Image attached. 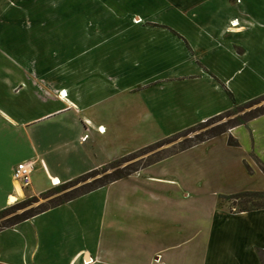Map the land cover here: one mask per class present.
<instances>
[{
    "label": "crops",
    "instance_id": "0c3cea01",
    "mask_svg": "<svg viewBox=\"0 0 264 264\" xmlns=\"http://www.w3.org/2000/svg\"><path fill=\"white\" fill-rule=\"evenodd\" d=\"M239 1L0 0V212L16 196L19 163L36 164L31 186L19 184L24 196L41 195L125 154L110 151L125 125L114 122L110 83L97 78L104 58L124 93L148 91L141 107L161 119L164 139L231 110L227 89L237 104L264 96L253 89V77L264 81V0ZM86 24L101 26L95 42L127 34L130 43L76 63L99 44L83 41ZM219 140L212 169L196 177H139L150 165L0 231V264H264V210L219 206L221 196L264 191V115L175 157Z\"/></svg>",
    "mask_w": 264,
    "mask_h": 264
},
{
    "label": "rangeland",
    "instance_id": "374dc122",
    "mask_svg": "<svg viewBox=\"0 0 264 264\" xmlns=\"http://www.w3.org/2000/svg\"><path fill=\"white\" fill-rule=\"evenodd\" d=\"M53 3H55L56 5L59 3V1H65V0H51ZM68 1V0H67ZM238 2H240L238 0ZM56 11V10H55ZM65 11V9H64ZM54 10L51 9V13H47L48 15H52ZM56 14V12H55ZM59 14V13H57ZM56 14V15H57ZM140 20H137V22H139ZM93 26V33H89V28H92ZM144 26L145 25H141ZM147 26L153 27V25H149L147 24ZM85 29H84V35H83V41L87 42L86 39L92 38L93 41L95 42V39L98 37L97 36V31H99V29L101 28V26L99 25H91V24H86V26L84 25ZM160 27V26H159ZM154 31H156L155 29H157L156 27L153 28ZM178 32V31H177ZM135 34V33H134ZM89 35H93L92 37H90ZM105 41H96V43H99L94 49L95 51L90 55V57L87 56L86 52L83 54V57H81V59H79V61H76V63H85L87 59H90L91 62L93 63V60L96 59L97 57L102 58L103 53L107 52L109 49L112 48H116L118 44H122L121 47L122 48H127L129 45V36L127 34H123L120 35L117 38H113V39H104ZM102 43V44H100ZM120 46V45H119ZM84 50L85 46L83 47ZM87 48V47H86ZM89 52V51H88ZM136 56V55H135ZM128 56L125 55L124 56V64L127 65L128 64ZM117 62V61H116ZM101 63L104 64V77H98L101 80L104 81H108L110 83V90H109V103H110V108L112 109V111L116 112L119 116V119L117 118L114 122H120L122 124L125 125V130H124V134H125V139L124 142L120 141V146L115 145L116 140H110V151L113 152L114 151V147L116 149H120V151L125 152V154L123 156H121V158H118L119 160L131 155L133 153L134 154L130 159H127L125 162H123L120 167L116 168V169H111L108 168L107 166L99 169L97 171L96 174H94L92 177L81 181V182H77V183H73L70 186H67L65 188H62L63 186L61 185H56L58 187L53 188L41 195H33L29 192V190L27 189L25 191V196L18 200L16 203H8V205H6V207L4 208V210H6V214H3L2 216H0V228H2L3 225H5L6 223H8L9 221H12L16 218H18L19 216L25 214V213H36L38 211H40L41 209L44 208H48V207H53L56 204L63 202L65 200H67L68 198L74 197V196H78L84 192H87L88 190H90L91 188L95 187L98 185V181L100 179H104L107 177H111L112 173L114 171H116L118 169V171H123L124 172V168L127 172H132L133 174L137 173V170H140L142 168H146L148 167L147 165L153 163L154 161H157L159 159H162L164 157L169 156L168 158H171L170 161H166V162H159L156 164H153L152 168L150 169L149 173H140L139 177L146 178L147 176H154V177H162V178H179L180 175L183 176H191V177H196L197 173L200 169L205 168L206 171H210L212 169V155L213 153H215V148L222 146V140H219L217 142H214L212 144H210L208 147H205L206 149H201V150H194L192 152L183 154V155H172L173 153L179 152L184 146H187L189 144H191V142L193 140H196V138L200 135H204V137L208 135H210L211 131L215 130L217 128H219L222 125H227L230 126L232 122H234L235 119L240 118V119H246L249 118L255 114L258 113V111H263L264 110V100L260 101L258 104H255L251 107H248L247 105L250 102L244 103V104H237V106H234L231 110L234 111L231 112V110L226 111L218 116H221L222 119H215L214 121H212V123H209L207 126L205 127H199L200 129H197L199 125L203 124V123H207V121L205 122H201L199 124H196L194 126H191L189 128H187L186 130H184L185 132L182 134V137L180 138H176V136H171L170 139H172L171 142H168L167 144H165L164 146L160 147V148H155L151 151L145 152V153H140L139 151L144 149L145 146L147 144H149L151 142V140H159L157 142H160L162 140H164L163 136H162V132H163V124L161 119L157 118H149L147 119L146 114H144L141 104L143 103V101L145 99L148 98V95L146 93H148V91H144L141 89V87H137L135 92L132 93H124V91H122V89H119V85L116 83V79H114L111 76H114L113 73H111L112 71H110V67L112 65V62L108 60V58H104L103 61L101 60ZM131 63H134L136 65H140L139 69H142V71H146L150 64H146V60L144 58H142V56H136V58H134ZM112 66H117V65H112ZM109 71V75L110 77H106L105 73ZM145 74V73H143ZM102 75V74H100ZM95 77V76H94ZM255 80L254 82H256L255 84H258L257 88H253L256 89V91L258 90H263L264 89V81L262 79H257L260 78L259 76L256 75V77H253ZM93 82L95 81V79L93 78L92 80ZM140 82V81H139ZM144 81L140 82L143 83ZM240 83V80L237 81ZM140 83H135L137 86ZM165 83V81H164ZM134 85V84H132ZM135 86V85H134ZM136 87V86H135ZM238 88V87H237ZM165 99V97H164ZM164 99H160L162 101H164ZM178 100V98H177ZM111 111V123L113 124V112ZM231 112V113H230ZM136 113H141V118L135 116L133 118H129V119H121V116L124 114L126 115V117L128 118V116H134ZM228 113H230L229 115H227ZM115 115V114H114ZM212 119V118H211ZM210 120V119H209ZM180 120H174V122L169 126L171 129L177 128L179 125H181ZM211 122V121H209ZM167 124V123H166ZM230 131V130H229ZM229 131L227 133H229ZM181 131H177L175 132V134L180 133ZM183 132V131H182ZM226 133V134H227ZM116 135V133H115ZM176 138V139H175ZM230 138V137H229ZM156 143V142H155ZM147 147V146H146ZM138 152V153H137ZM205 152V154H203ZM210 153V158L209 160H205L204 156L206 155V153ZM171 155V156H170ZM174 156V157H173ZM167 158V159H168ZM113 163V162H111ZM246 168L247 166H249L247 163H245ZM244 167V166H243ZM107 168V169H106ZM36 169V167H35ZM248 170V168H247ZM137 171V172H135ZM224 171H229V170H224ZM249 171V170H248ZM132 174V175H133ZM239 174V173H238ZM252 174V173H251ZM237 180L233 182H237V184H241L243 176L242 175H237ZM76 181V180H75ZM155 181V180H154ZM153 181V182H154ZM159 189V186H158ZM12 197V196H11ZM8 202V200H7ZM24 203L26 204V206L23 207H18L15 210H11L12 207ZM224 206L226 208H228L229 210L232 211L233 205L232 202L229 200H225L224 201ZM2 210V211H4ZM1 211V212H2ZM233 211H235L233 209Z\"/></svg>",
    "mask_w": 264,
    "mask_h": 264
},
{
    "label": "trees",
    "instance_id": "16d2710c",
    "mask_svg": "<svg viewBox=\"0 0 264 264\" xmlns=\"http://www.w3.org/2000/svg\"><path fill=\"white\" fill-rule=\"evenodd\" d=\"M227 92H228L231 100L233 101L234 106H237L236 105V101H235V99L233 97V94L228 89H227ZM261 100L262 101L264 100V96L258 97L256 99L250 101V103L247 106L251 107V106H253L255 104H258ZM231 112L234 113L233 110H231ZM230 113H228L227 115H229ZM262 115H264V110L263 111H258L257 114H255V115H253V116H251L249 118H246V119L237 118V119L234 120V122L231 123L230 126L222 125L219 128H217L216 131L215 130L211 131L210 132L211 134L208 135L207 138H206V136L204 137V135L198 136L196 138V140H193L191 142V144H189L187 146H184L179 152L173 153L172 155L178 154V153H180L182 151H185V150H187L189 148H192L193 146H196V145H198L200 143H204V142H206L208 140H211L213 138H216L218 136L226 134L230 129L235 128L237 126L244 125V124L248 123L249 121H251V120H253L255 118H258V117H260ZM215 119L218 120V119H222V118H221V116L214 117V118L208 120L207 123H203V124L199 125L197 129H200L199 127L202 128V127L207 126L209 123H212V121H214ZM209 121H211V122H209ZM184 132L185 131L180 132L178 134H175V135H173V137L176 136V138H180L183 135H185V134H182ZM171 141H172V139H170V137L166 138V139H164V140H162V141H160V142H158V143H156L154 145H151L149 147H146V148L140 150L139 152L140 153H145V152L151 151V150H153L155 148H160V147L164 146L165 144H167L168 142H171ZM228 144H229V146H232V147H238L239 146L238 141L236 139H234L233 137L229 138ZM134 154H136V153H134ZM134 154L128 155V156H126V157H124V158H122L120 160H117V161L109 164L107 167L111 168V169H116V168L120 167V165L123 162H125L127 159H130ZM168 157L169 156L164 157L162 159H159L157 161H154L153 163H151V164H149L147 166L153 165V164H155L157 162H160V161H162V160H164V159H166ZM247 168H248V170L250 172L251 171L250 168L248 166H247ZM125 169H127V168H124V172L123 171L122 172L118 171V169H117L116 171H114L111 174L112 176L110 178L107 177V178H105V180L104 179H100L98 181L99 183H98L97 186L91 188L87 192H84V193H82V194H80L78 196H74V197L68 198L67 200H65L63 202H60V203L56 204L53 207H48V208L41 209L40 211H38L36 213H31V214L25 213V214L19 216L18 218L14 219L12 221H9L5 225H3L2 228H0V231H2L4 229H7V228L14 227V226H16V225H18V224H20V223H22L24 221H27V220H29V219H31V218L43 213V212H46V211H48V210H50L52 208H55L57 206H60V205H62L64 203L68 202V201H71V200H73V199H75V198H77V197H79L81 195H84V194L92 192V191H94L96 189L108 186L109 184H111L113 182L119 181V180L124 179V178H126L128 176H131L133 174L132 172H127ZM260 169L262 170V172L264 174V166L263 165H260ZM97 171L98 170H95L93 172L85 174V175L79 177L78 179H75L76 181L74 180V181H71L69 183L62 184L61 186H63L62 188H65L67 186H70L73 183L84 181V180L92 177L94 174H96ZM137 171H139V170H137ZM137 171H135V172H137ZM225 200H229V201L232 202L233 208H232L231 212L245 213V212L264 210V191H259V192L245 191V192H240V193L229 195V196H221L220 199H219V206H221V207L224 206V201ZM23 206H26V204H24V203L18 204L16 206L12 207L11 210H15L18 207H23ZM233 209L235 211H233ZM3 214H6V210L0 212V216H2Z\"/></svg>",
    "mask_w": 264,
    "mask_h": 264
},
{
    "label": "built area",
    "instance_id": "2783aa9c",
    "mask_svg": "<svg viewBox=\"0 0 264 264\" xmlns=\"http://www.w3.org/2000/svg\"><path fill=\"white\" fill-rule=\"evenodd\" d=\"M64 91L61 92L63 94ZM88 136L84 137V140H87ZM36 164L35 162H22L19 163L14 170V179L18 182L23 188H28L32 184L33 173L35 171Z\"/></svg>",
    "mask_w": 264,
    "mask_h": 264
},
{
    "label": "bare ground",
    "instance_id": "6f19581e",
    "mask_svg": "<svg viewBox=\"0 0 264 264\" xmlns=\"http://www.w3.org/2000/svg\"><path fill=\"white\" fill-rule=\"evenodd\" d=\"M65 96H67V94L63 93L62 97H65ZM54 182H55L54 183L55 185H61V183L57 182V180H55ZM14 188L16 190V196H12V197L10 196L8 198V203H16L19 199H22L24 197L23 190H22L21 186L19 185V183L16 181L14 182Z\"/></svg>",
    "mask_w": 264,
    "mask_h": 264
}]
</instances>
